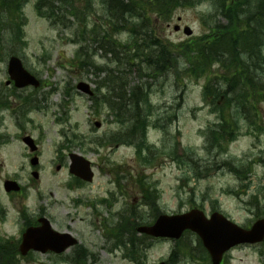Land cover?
Instances as JSON below:
<instances>
[{"label": "rangeland", "instance_id": "374dc122", "mask_svg": "<svg viewBox=\"0 0 264 264\" xmlns=\"http://www.w3.org/2000/svg\"><path fill=\"white\" fill-rule=\"evenodd\" d=\"M91 3L92 9L100 15L97 0ZM207 7L210 6L206 1L192 7H177L167 23L158 24L161 38L173 44L186 39L181 29L174 30L175 25L189 27L192 35L198 37L209 33L212 27L225 26L226 18L219 12H207ZM22 12L26 19L23 38L26 47L21 58L26 68L40 78L42 85L38 89L14 90L15 95H7L9 108L0 110V249L7 241L19 237L26 219L34 220L39 210H43L55 229L70 232L85 247L88 252L85 264H135L133 261L152 264L161 259L164 261L173 249L174 241L143 239L149 245L132 249L129 237L125 239L130 234L121 223L126 219L135 220L130 217L129 209H134L136 216L144 221L152 220L148 206L141 202V183L158 190L160 198L157 203L161 213H185L198 208L208 216L212 211H219L243 228H249L257 219L264 217V133L250 131L257 120L264 129V102L256 103L250 128L244 120H239V133L225 142L223 155L218 158L213 154L209 156L204 149L202 130L217 123L218 118L217 112H211L209 103L203 100L202 92L208 79L212 78L214 83L223 77L224 71L218 63H213L210 70L201 73L199 78L183 76L177 84L165 80L163 75L139 78L136 71L123 70L128 86L136 82L150 86L149 101L156 107L151 120L157 122V126H149L148 142L160 146L163 140L175 141L178 144L177 155L184 148L191 149L190 157L200 165L198 170L204 172L195 175L188 164L190 160L187 163L185 159L178 164L168 156L159 157L154 163L142 164L136 159L133 145L109 148V145L94 146L90 143L92 138L103 136L118 125L103 101L96 111L93 101L77 91L75 85L83 80L90 83L93 90L96 89L97 83L103 82L105 69L109 68L106 64L109 55L104 56L101 49L96 51V44L88 45L84 57H91L104 70L97 71L90 65L82 67L73 61L77 44L72 41V34L76 25L73 29L51 26L36 11L34 0H28ZM93 14L89 12V18ZM126 38L123 33L117 36L121 42ZM174 56L180 70L188 67L186 58L179 54ZM6 62L7 57L0 58V88L5 94L12 93L13 88L4 84L7 79ZM182 88H185L183 102L163 132V127H160L163 115H172L173 111L169 109L177 101L176 96L182 93ZM105 92L101 89L99 94ZM22 97H28L31 103L23 104ZM220 103L221 100L217 102L218 105ZM31 104L36 108L26 109ZM20 109L26 110L20 113ZM94 121H100L101 126L96 127ZM23 135L31 136L38 144L37 167L29 163L31 156L21 141ZM64 138L66 141L62 145ZM70 152L91 160L94 170L91 183L67 186L72 179L68 171ZM225 161L232 163L231 169L235 166L240 169L241 165L247 167L244 179H238L224 164ZM57 165L61 168L56 169ZM34 169L39 173L37 179L31 175ZM241 171L244 173L246 170ZM8 178L16 180L22 191L12 195L6 193L2 183ZM251 196L257 197V206L249 203ZM114 230L118 231L115 235ZM121 233H124L123 243L117 240ZM194 236V233L186 232L181 242L194 241ZM175 250L180 252L178 245H175ZM71 253L69 250L65 259L51 254H31L19 258L17 264H72L67 259ZM225 261V264H264V242L238 245L228 251ZM197 262L194 261L195 264ZM180 264H191V260L186 257Z\"/></svg>", "mask_w": 264, "mask_h": 264}, {"label": "trees", "instance_id": "16d2710c", "mask_svg": "<svg viewBox=\"0 0 264 264\" xmlns=\"http://www.w3.org/2000/svg\"><path fill=\"white\" fill-rule=\"evenodd\" d=\"M27 1L0 0V58L24 53L26 19L22 10ZM91 1L34 0L36 11L51 26L73 29L76 25L72 41L78 47L73 59L82 67L90 65L97 71L104 70L91 57H84L85 47L88 45L96 44V51L101 49L104 56L110 54L106 62L109 68L105 69L103 82L100 85L98 83L97 92L101 89L106 91L100 100L107 104L118 127L106 136L91 140V143L95 146L133 145L137 161L143 164L154 163L159 157L166 156L173 158L178 164L187 159V163L190 160L188 164L194 174L202 175L204 170H198L200 165L190 157L191 149L184 148L177 155L178 144L175 141L163 140L161 146L148 142V127L157 126V122L151 120L156 108L149 101L150 86L141 82L128 86L123 70H134L139 78L163 75L165 80H172L177 84L183 76L199 78L201 73L210 70L213 63H218L224 71L223 77L217 78L214 83L212 78L208 79L202 92L203 100L209 103L211 112H217L218 118L217 123L208 125L203 131L204 149L210 156L213 154V157L218 158L226 151L225 142L239 133V120H244L250 128L256 103L264 102V0H97L100 15L92 9ZM202 1L210 4L213 14L219 12L226 18L225 26L212 27L209 34L176 44L161 38L158 24L167 23L177 7H192ZM89 12L94 13L92 18H89ZM122 33L127 36L125 42L117 39ZM175 54L187 59V68L180 70ZM182 89V93L176 96L177 101L169 109L173 111L172 115H163V122L160 124L163 132L171 119L176 117L175 110L183 102L185 88ZM0 90L1 110L9 107L7 95H15L16 89L12 88V93L9 91L6 94L2 88ZM21 102L31 103L28 97H22ZM95 102L98 103L97 100ZM31 106L36 108V105L31 104L26 109ZM26 109H20V112L22 110L24 113ZM259 126L257 120L250 131L263 134L264 129ZM224 164L238 179H244L247 167L241 165L240 169L236 166L231 169V162L225 161ZM241 170L246 171L243 173ZM140 189L141 202L148 206L154 219L160 213L158 190L145 183L140 184ZM256 200V196H251L249 203L257 206ZM258 209L257 207L256 210ZM128 213L135 220L126 219L121 224L130 234L125 239L129 237L132 244L135 227L147 221L137 217L134 209H129ZM256 214L260 216L259 213ZM123 235L121 233L119 237L121 243L124 242ZM12 248V243L7 241L4 248L0 249V264L18 263V259L9 254Z\"/></svg>", "mask_w": 264, "mask_h": 264}, {"label": "water", "instance_id": "95a60500", "mask_svg": "<svg viewBox=\"0 0 264 264\" xmlns=\"http://www.w3.org/2000/svg\"><path fill=\"white\" fill-rule=\"evenodd\" d=\"M174 29L177 30L178 26H175ZM184 32L190 34L188 28H185ZM7 73L17 88L39 85V81L24 69L20 59L15 56H11L8 60ZM77 88L91 94L86 83L79 82ZM23 141L32 151L35 150L36 147L31 137L25 136ZM70 159V172L83 180L90 181L93 173L90 170L89 162L76 153H71ZM30 162L32 165H36L38 160L34 157ZM32 174L37 177L36 172ZM4 188L6 191H11L18 190L19 186L14 181L7 180L4 182ZM39 221L42 223L40 227H31L24 232L19 248L22 254L31 248L42 252L47 250L61 252L76 242L69 233L53 231L47 219L41 218ZM185 229L195 232L201 238L204 247L210 254L212 263L219 264L223 253L229 248L241 243H258L264 239V218L255 221L249 229H243L219 212H213L209 218H206L203 211L191 209L182 214H161L152 225L140 226L137 231L155 237L179 238Z\"/></svg>", "mask_w": 264, "mask_h": 264}, {"label": "flooded vegetation", "instance_id": "af4514ba", "mask_svg": "<svg viewBox=\"0 0 264 264\" xmlns=\"http://www.w3.org/2000/svg\"><path fill=\"white\" fill-rule=\"evenodd\" d=\"M31 225H37V222L35 221ZM76 249H78V248L77 247H71L66 252L62 253L61 255H55V254L54 255L56 257H62V256H65L69 250H72V252L74 251L76 253Z\"/></svg>", "mask_w": 264, "mask_h": 264}]
</instances>
